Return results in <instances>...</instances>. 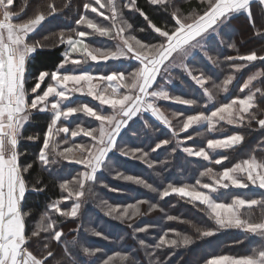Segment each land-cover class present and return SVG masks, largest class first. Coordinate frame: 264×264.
<instances>
[{
  "label": "snow or ice",
  "instance_id": "obj_1",
  "mask_svg": "<svg viewBox=\"0 0 264 264\" xmlns=\"http://www.w3.org/2000/svg\"><path fill=\"white\" fill-rule=\"evenodd\" d=\"M201 2L206 3V8L201 12L184 16L179 9L172 11L170 17L174 24L169 28L167 23L163 26L154 23L137 6V0H122L123 9L139 12V15L147 21V29H151L156 34L158 42L146 43L131 34L133 25L124 18L123 10L118 7L117 0H106V2L94 0V4L98 5L99 9H106L110 14L100 11L89 0L83 3L84 13L79 15L75 23L91 31L74 28L71 30L74 35L67 36L63 31L59 32L58 43L65 45V51L62 53L63 60L57 70L51 73L41 71L35 78L34 85L27 88V62L38 49L46 47L39 40L30 43L28 38L49 17L62 12L63 9H58L49 0L46 9L38 8L31 17L21 19L27 7V0L19 12L12 10L14 0H0V264H47L48 258L54 256L51 251V242L63 243L64 236L62 230H57L58 222L52 218L51 213H56L63 218H79L82 215L83 206L87 203L86 198L94 194L93 187L98 180L97 174L108 169L110 154L118 152L122 157L141 161L148 168H154L157 162L149 159L150 152L155 153L170 145L172 140H159L150 147V152L140 147L120 148L118 137L134 117L150 114L171 130L172 139L180 133H187L189 129L203 125H206V131L209 133L217 130L223 132V128L217 127L221 122L248 128L255 123L260 130H264V118H261L264 110L260 108L261 102H264V88L255 87L253 90L250 87L254 81L264 75V72L258 71L250 75L241 85L239 91L245 93L247 90V94L236 96L227 103H220L210 114L199 111L185 116L182 112H172V118L181 121L178 129L173 126L172 121L158 103L170 101L189 107L197 104L193 98L174 95L168 90L167 85L173 79H181L180 76L172 77L171 69H179L182 74L203 89L209 101L214 100L212 90L206 87L211 77L193 69L188 61L202 53L208 61L217 65V58L209 54L207 47L213 39V34L218 37L219 30L227 25L235 14L248 13L251 20V0H201ZM148 3L167 11L170 0H148ZM259 4L264 6V0H259ZM68 6V4L64 5L65 8ZM88 11L103 17L104 20L109 21V25L106 26L90 18L86 14ZM147 29L141 28L139 31L143 32ZM92 35L116 40L118 43L114 48L94 47L85 42L86 38ZM44 39L47 40L48 37ZM228 47L234 48L235 45L228 44ZM73 54H78L79 58H73ZM177 57H179L178 63ZM121 59L134 60L138 63V67L128 73L113 70L106 75L93 74L87 70L76 71V68H82L89 61L99 63ZM224 60L228 62L233 74L227 75L221 84L213 83V87L220 92L229 90L235 73L241 72L255 61H264V55H258L252 51L244 55H229L224 57ZM69 63L75 66L73 71L61 72L60 69ZM162 73H169V78L164 83L160 82L163 79ZM44 84L46 87L42 88ZM77 93L92 97L102 106H108L111 113L107 114L103 109L94 108L86 103L72 106V98ZM34 112H47L51 117L36 157L41 170L52 168L60 161L81 165L84 170L71 181L65 180L59 184L62 193L67 195H62L59 199L50 202L29 233L27 221L31 213L23 209L22 201L29 190L26 175L34 165L33 163L22 165L19 162L22 154L18 151V145L23 139L29 141L39 139V136L24 137L23 135V129ZM78 114L94 119L98 122V126H81L78 123L74 128L70 127L71 119ZM148 126L145 120V127ZM203 135L202 132L196 133V136ZM80 136L89 138L90 142L76 143L61 150V144L67 145L69 139L74 140ZM193 138L192 135H188L184 141H178L172 148V153L179 149L189 157L211 161L212 152L237 150L244 144L246 136L243 133H234L222 138H209L206 141V148L181 147L185 141ZM227 159L229 157L224 155L212 162L220 165ZM159 163L164 164L166 161ZM115 176L143 186L151 192H157L152 184L142 178L124 175L119 171H116ZM200 177H208L211 183L203 182L201 179H197L194 184L184 183L179 186L168 183L163 190L159 191L160 199L176 195L181 199H187L195 207L202 206L199 210L214 222L215 227L193 225L198 233L197 239L211 237L220 229H237L264 239V213L259 221H254L251 215L242 212V209H252L253 206L264 208V198L234 196L230 203H225L214 196L220 189L230 187L247 189L251 186L264 190V159H257L255 155H250L219 172L207 168L200 173ZM40 183L42 181L37 180V184ZM101 186L109 187L106 184ZM32 190L44 191L45 188L33 185ZM109 190L120 191L114 188ZM69 201H74L70 209L61 207L62 203ZM101 203L106 207L105 215L121 221H131L137 216L145 215L141 212L140 205L148 202L139 200L123 207L113 206L107 201H101ZM157 207V204H151L148 211L152 212ZM178 219L172 215L167 216L169 221ZM128 227L132 228L133 225L129 223ZM134 231L146 233L148 227H137ZM169 231L174 238H169V233L164 232L154 245L146 244L143 239L139 241V244L145 249L151 247L153 251L149 255L152 256L158 249L186 247L193 243L192 236L175 230ZM91 234L103 237L100 231H92ZM33 240L38 245L43 242L42 246L46 255H38L30 249L29 245ZM77 245L78 241L72 242V247ZM82 251L85 255L92 256L99 249L92 251L83 247ZM69 252V245L65 243L64 253L68 256V264H78L68 255ZM114 259H118L121 264H130L132 261L131 256L117 253L115 257L104 260L103 264H112ZM56 264H60V261ZM152 264H160V262L154 260ZM206 264H264V245L258 249L254 248L250 255L215 256L208 259Z\"/></svg>",
  "mask_w": 264,
  "mask_h": 264
},
{
  "label": "trees",
  "instance_id": "obj_2",
  "mask_svg": "<svg viewBox=\"0 0 264 264\" xmlns=\"http://www.w3.org/2000/svg\"><path fill=\"white\" fill-rule=\"evenodd\" d=\"M48 2L49 0H27V7L20 18L27 19L31 17L38 8L46 9ZM51 2L58 9H63V11L49 17L28 38L30 43L39 40L46 47L38 49L27 62V88H31L34 85L35 78L41 71L50 73L57 70L58 65L63 60L62 53L65 51V45L58 43L57 34L63 31L66 36L69 34L74 35L71 32L72 29H83V26L76 25L75 21L79 19V15L82 12L84 0H51ZM65 4L69 6L65 8ZM117 4L118 7L122 8L124 18L133 25L131 34L136 35L137 38L146 43L158 42L156 34L151 29H147V21L139 15V12L123 9L122 0L117 2ZM24 5L25 0H14L12 10L19 12ZM137 6L158 26H163L167 23L170 28L174 24L170 17L172 11L179 9L184 16H188L194 12L203 11L206 8V3H202L201 0H170L167 11H164L162 7L158 8L150 5L148 0H137ZM263 11L259 4H254L253 7L250 6L251 20L248 13L235 14L230 22L219 30L220 35L218 37L213 34V39L207 47L209 54L217 58V65H213L200 54L195 58L189 59L188 62L193 69L202 71L205 75L211 77L206 87L212 90L215 97L212 105H203L206 96L201 89L189 77L182 74L179 69H171L172 77L180 76L181 79H174V84L167 86L168 90L174 95L193 98L197 101L196 105L190 107L164 101L158 102L165 115L172 121L174 127L178 129L181 121L173 119L172 112H182L185 116L199 111L210 114L220 103H227L236 96L247 94V90L245 93L239 91L241 85L257 70L264 72V61L258 60L241 72L234 74L235 78L232 84L229 85V90L226 94L213 87V83L221 84L227 75L233 74L224 57L238 54L244 55L252 51H255L258 55H264ZM96 21L106 26L109 25V21L103 20L100 16H98ZM141 28L147 30L141 32L139 31ZM44 37H48V39L45 40ZM85 42L99 48H114L116 45L115 40L98 35L87 37ZM228 44H234L235 47L229 48ZM115 63L117 64L113 60L108 63H99L98 70H101L104 74H108L113 70L128 73L138 67L136 61L124 64L120 62L117 65ZM161 81L163 82V80ZM43 87H46V84L42 85ZM250 87L253 90L255 87L264 88V75L254 81ZM257 97L259 98V94H257ZM77 104H81V102L78 100L72 102V106ZM260 108L264 110V102H261ZM50 118V114L47 112H34L32 118L23 129V135L24 137L39 136V139L34 141L23 139L18 145V151L22 154L19 162L22 165L28 163H33L34 165L26 175L29 190L22 201L23 209L31 213L27 221L29 233L35 227L40 215L46 210L47 205L59 199L62 195H67L62 193L59 184L65 180L71 181L74 177H77L79 172L84 170L83 166L68 163L67 161H60L52 168L41 170V165L36 161V157L42 146L43 135ZM261 118H264V112L261 113ZM145 120L148 122V127H145ZM78 123L81 126H98V122L82 114L73 117L69 126L74 128ZM217 127L218 129L223 128L224 131L220 132L217 130L209 133L206 131V125L196 126L189 129L187 133H180L175 139H172L171 130L159 121L150 119L149 115L143 114L139 116V119L138 117L133 118L118 138L120 148L140 147L150 152V147L161 139H170L172 143L157 150L155 153L150 152L149 159L157 162L154 168H148L141 161L122 157L118 152L110 154L108 169L102 170L97 174L98 180L93 187L94 194L86 198L87 203L81 210L82 215L73 219L59 217L58 214L51 213L52 218L58 222L57 230H62L64 236L63 243L51 242V251H53L54 256L48 258L47 264H56L57 261H60V264H68V256L64 253L65 243L70 248L68 255L75 259L78 264H103L104 260L108 259V257H115L117 253L131 256L132 261L130 264H152L154 260L159 261L160 264H206L208 259L215 256L231 255L239 257L250 255L254 248L258 249L264 245V239L261 237L237 229H220L211 237L197 239L198 233H196L193 225L197 227H215L214 222L209 220L207 215L199 210L202 206L195 207L187 199H181L176 195H170L164 199L159 197V191L163 190L168 183H173L177 186L184 183L194 184L197 179L211 183L208 177H200V173L207 168H212L214 172H219L244 158H248L250 155H255L257 159H264V130H260L255 123H253L251 128L228 125L224 122H221ZM253 129L255 130L253 131ZM197 132H202L204 135L196 136ZM234 133L245 134L244 144L234 151H220L211 154V161L189 157L179 149L172 153V148L175 144L178 141H184L188 135H192L194 138L185 141L181 147L187 146L199 149L200 147L206 148V141L209 138H222ZM61 137H63V134H61ZM89 142L87 137H76L74 140L69 139V144L67 145L61 144V150L76 143ZM224 155L228 156L229 159L223 161L222 164L217 165L212 162ZM160 161H166V163L161 164L159 163ZM116 171L124 175H132L144 179L147 183L152 184L157 189V192H151L143 186L116 178ZM37 180L42 181V183L37 184ZM101 184H106L109 187L105 188ZM33 185L38 188H45V190L33 191ZM109 188L119 189L120 191H110ZM214 196L219 201L230 203L234 196L264 198V190L251 186L247 189L230 187L228 189H220ZM139 200L148 202L140 205V210L145 215L137 216L131 221H121L105 215L106 207L101 203V201H107L108 204L113 206L119 205L123 207L128 204H134ZM73 202H64L61 207L70 209ZM151 204H157L158 207L156 210L149 212L148 209ZM242 212L251 215L254 221H259L262 213H264V208L253 206L252 209H242ZM168 215L179 219L169 221L167 220ZM181 221H188L189 223ZM129 223L133 225L132 228L128 227ZM137 227H148V231L146 233H137L134 231ZM169 230L179 231L182 234L192 236L193 243L186 247L158 249L155 250L156 254L152 256L149 255L153 251L151 247L145 249L140 246L139 241L141 239L145 240L148 245H154L164 232L169 233V238H174ZM92 231H100L103 233V237L92 235ZM73 241H78L76 247H72ZM42 243L38 245L33 240L29 247L38 255H46ZM83 247H87L92 251L99 249V251L95 255L88 256L83 253ZM112 264H121V262L118 259H114Z\"/></svg>",
  "mask_w": 264,
  "mask_h": 264
},
{
  "label": "rangeland",
  "instance_id": "obj_3",
  "mask_svg": "<svg viewBox=\"0 0 264 264\" xmlns=\"http://www.w3.org/2000/svg\"><path fill=\"white\" fill-rule=\"evenodd\" d=\"M85 2H89V0H84ZM121 0H117V2H120ZM85 2H83V3H85ZM91 2H93V4H94V0H91ZM102 2H106V0H102ZM254 4H259V0H258V2H255L254 0H251V3H250V6L251 7H253L254 6ZM94 6L95 7H97L98 9H99V6L98 5H95L94 4ZM261 6V5H260ZM100 11H104V12H106V14H110V13H108L107 12V10L106 9H99ZM81 13H84V9H83V5H82V12ZM86 14H88L91 18H93V19H97L98 18V15L96 14V13H92L91 11H88ZM101 17V16H100ZM102 19H103V17H102ZM104 20V19H103ZM85 28L86 27H84L83 26V29L82 30H84V31H91L90 29H87L86 28V30H85ZM90 37V36H89ZM88 37V38H89ZM87 39V38H86ZM116 42H118V41H116L115 40V44H116ZM114 44V45H115ZM201 56H203V54L201 53L200 54ZM77 57H79L78 56V54H73V58H77ZM111 61V60H110ZM113 61H116L117 62V64H119L120 62H121V64H124V63H126V62H131V61H134V60H128V59H121V60H113ZM109 62V61H108ZM108 62H99V63H108ZM176 62L178 63L179 62V57H177V60H176ZM99 63H96V62H91V61H89L87 64H85V65H83L82 66V68H76V71H80V70H87V71H90V72H92L93 74H104L101 70H98L99 69ZM116 64V63H115ZM116 64V65H117ZM98 66V67H97ZM74 67L75 66H73V65H71L70 63L69 64H67V65H65V67L63 68V69H60V71L61 72H71V71H73V69H74ZM97 70V71H96ZM257 72H258V70H257ZM260 72V71H259ZM51 73V72H50ZM256 73V72H255ZM255 73H253V74H255ZM109 74V73H108ZM252 74V75H253ZM106 75V74H105ZM163 76V82L161 81V83H164L168 78H169V73H165V74H163L162 75ZM171 76H173L172 74H171ZM194 82V81H193ZM174 84V79L172 80V82L170 83V84H168L167 86H172ZM194 84H195V82H194ZM199 87V86H198ZM200 88V87H199ZM201 89V88H200ZM201 91L203 92V89H201ZM228 92V91H227ZM227 92H225V94L227 93ZM74 100H78L79 102H81V103H86V104H88L89 106H92V107H94V108H98V109H103L104 111H105V113H107V114H110L111 113V109L108 107V106H106V105H104V106H102V105H100L99 104V102L98 101H96V100H94L92 97H89V96H87V95H81V94H75L74 96H73V98H72V102L74 101ZM83 100H85V101H83ZM164 102H167V103H173V102H170V101H164ZM212 103H213V100L212 101H209L208 99H207V97H206V100H205V102L203 103V105H207V106H210V105H212ZM206 106V107H207ZM162 109V108H161ZM163 111V110H162ZM213 111V110H212ZM146 115H149V117H150V119H152V120H155V118H153L150 114H146ZM92 119V118H91ZM138 119H139V116H138ZM155 121H157V120H155ZM119 138V137H118ZM216 152H220V151H216ZM216 152H212L211 154H214V153H216ZM117 153V152H116ZM242 179H244L243 177H241Z\"/></svg>",
  "mask_w": 264,
  "mask_h": 264
},
{
  "label": "crops",
  "instance_id": "obj_4",
  "mask_svg": "<svg viewBox=\"0 0 264 264\" xmlns=\"http://www.w3.org/2000/svg\"><path fill=\"white\" fill-rule=\"evenodd\" d=\"M254 1H255V2H258V0H254ZM259 6H260V4H259ZM260 7H261V9H262V11H263V10H264V6L261 5ZM263 12H264V11H263ZM77 58H79V57H77ZM134 118H135V117H134ZM123 130H124V129H123ZM123 130H122V131H123Z\"/></svg>",
  "mask_w": 264,
  "mask_h": 264
}]
</instances>
